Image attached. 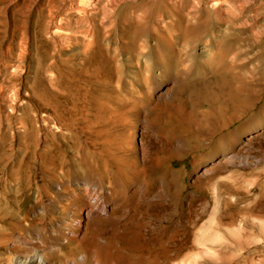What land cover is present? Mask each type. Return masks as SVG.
<instances>
[{
	"label": "rangeland",
	"instance_id": "rangeland-1",
	"mask_svg": "<svg viewBox=\"0 0 264 264\" xmlns=\"http://www.w3.org/2000/svg\"><path fill=\"white\" fill-rule=\"evenodd\" d=\"M42 161L134 165L78 225ZM96 261L264 264V0H0V264Z\"/></svg>",
	"mask_w": 264,
	"mask_h": 264
},
{
	"label": "bare ground",
	"instance_id": "bare-ground-1",
	"mask_svg": "<svg viewBox=\"0 0 264 264\" xmlns=\"http://www.w3.org/2000/svg\"><path fill=\"white\" fill-rule=\"evenodd\" d=\"M213 1V0H212ZM219 2V1H218ZM211 3V2H210ZM222 7V6H221ZM215 11V10H214ZM60 24V23H59ZM58 31V30H57ZM54 32V31H53ZM57 34V33H56ZM43 92V91H42ZM55 95V94H54ZM55 97V96H54ZM51 103H53L54 109L57 113V116L59 118L60 125L57 124V121L55 122V126L59 129H61V126H63V122L61 120V117L63 115V112L61 111L60 107L56 102L53 101V99H48ZM57 101V100H56ZM31 126L29 125V129ZM31 131V130H30ZM96 143V142H95ZM95 145V144H94ZM53 147L46 148L42 151L43 156L48 155V152ZM85 149V148H84ZM102 151V150H101ZM90 152V151H89ZM94 152V151H93ZM89 154V153H88ZM50 158V157H49ZM42 161L43 165L48 169L51 168L52 165L59 167L60 172L63 175V180L61 182L62 184V191L63 194H65V202L61 205V208L63 210H68L74 208L77 213H79L80 216L77 220L78 225L83 224V214L84 212H87L89 219H95L97 218V215L100 212H106L107 211V196L101 194V191L99 189L104 188L105 186L110 187L111 191H114L115 186L114 180L115 176L118 172H124L130 165H134L127 163L131 161H72L73 167L69 162L67 161ZM132 163V162H131ZM139 164V163H138ZM42 165V166H43ZM136 167V166H135ZM54 168V167H53ZM46 169V168H45ZM55 169V168H54ZM48 171V170H47ZM56 171V169H55ZM51 177L55 180L59 177L58 174L54 173L53 170H50ZM60 173V174H61ZM96 174V176L94 175ZM47 174V173H45ZM83 174L84 178L86 177L88 181L85 183H78L75 187L71 186L72 177L74 175H81ZM40 175V174H39ZM26 176V175H25ZM49 177V176H47ZM95 177V178H94ZM27 178V177H25ZM74 178V177H73ZM76 178V177H75ZM82 178V177H79ZM45 179V178H44ZM49 179V178H48ZM77 179V178H76ZM83 179V178H82ZM57 180V179H56ZM60 180V179H59ZM29 181V180H28ZM41 181V180H40ZM46 183V182H45ZM53 183V182H52ZM118 183V182H117ZM124 183V182H123ZM73 184V183H72ZM25 186V185H24ZM27 186V185H26ZM30 186V185H29ZM107 187V188H108ZM106 188V187H105ZM120 188V187H119ZM27 189V188H26ZM109 206V205H108ZM8 211V210H7ZM73 211V210H72ZM108 212V211H107ZM117 213V212H116ZM13 214V213H12ZM205 215V214H204ZM106 216V215H105ZM108 216V215H107ZM106 216V217H107ZM206 216V215H205ZM9 217V216H8ZM99 217V216H98ZM117 217V216H116ZM197 217V216H196ZM16 218V217H15ZM101 218V217H100ZM103 219V218H102ZM196 220V219H195ZM30 221V220H29ZM198 221V220H197ZM68 223V222H67ZM101 223V222H100ZM197 223V222H196ZM22 225V224H21ZM96 225V224H95ZM100 225V224H99ZM197 225V224H195ZM209 225V224H208ZM207 225V226H208ZM202 226V225H201ZM206 226V225H205ZM211 226V225H210ZM68 227V226H67ZM203 227V226H202ZM80 228V227H79ZM87 228V227H86ZM75 229V228H74ZM200 229V228H199ZM208 231V230H207ZM218 231V230H217ZM70 232V231H69ZM78 231L72 230V234L76 233ZM216 233V232H215ZM209 234V233H208ZM75 235V234H74ZM207 235V234H206ZM217 235V234H216ZM208 237V235H207ZM75 238V237H74ZM73 238V239H74ZM79 239V238H77ZM76 241V240H75ZM79 241V240H78ZM87 241V240H85ZM93 242V241H92ZM105 243V242H104ZM23 245V244H22ZM98 246L95 244H87L83 241H79L77 243L76 248L79 250H84L83 254H86L90 258V261L98 258L99 256V249ZM100 248V247H99ZM210 251V250H209ZM61 252V251H60ZM80 252V251H79ZM50 253V252H49ZM62 253V252H61ZM110 254V253H109ZM103 255V254H102ZM96 258V259H97ZM43 259V258H42ZM84 259V258H83ZM74 260V258H73ZM30 261V260H29ZM35 261H39V259H36ZM72 261V260H71ZM95 261V260H94ZM99 261V260H98ZM98 261H96L94 264H100ZM22 262V261H21ZM56 262V261H55ZM75 262V261H74ZM87 262V261H86ZM101 262V261H100ZM65 263V262H64ZM83 263V262H82ZM93 263V261H92ZM103 263V262H102ZM52 264V263H51ZM60 264V263H59ZM66 264V263H65ZM84 264V263H83Z\"/></svg>",
	"mask_w": 264,
	"mask_h": 264
}]
</instances>
